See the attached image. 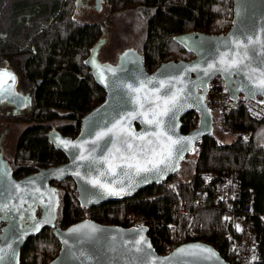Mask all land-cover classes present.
Instances as JSON below:
<instances>
[{
  "label": "trees",
  "instance_id": "obj_1",
  "mask_svg": "<svg viewBox=\"0 0 264 264\" xmlns=\"http://www.w3.org/2000/svg\"><path fill=\"white\" fill-rule=\"evenodd\" d=\"M104 1L113 13L135 11L142 21L139 43L133 47L143 54L148 71L164 61L192 58L174 36L187 31L226 32L234 7V0ZM77 5V0H0V60H21L33 104L32 111L22 116H0L26 123L15 135L14 153L7 156L17 176L63 162L66 155L49 142L46 133L56 127L66 135H76L82 116L105 97V90L85 64L91 49L104 36V24L78 19ZM232 116L236 134L221 138L214 122V134L198 142L175 174L131 197L86 207L79 202L71 177L56 182L57 224L66 227L89 217L131 225V210L145 215L159 248L176 228L180 243L202 240L232 264H264V117L255 119L243 107L235 109ZM198 123L199 113L191 111L183 118L182 131H190ZM226 181L240 188L237 209L253 194L257 244L245 261L236 258L239 232L222 209L220 192ZM179 203L186 213L174 218ZM59 249L53 229L44 227L23 244L19 264H46Z\"/></svg>",
  "mask_w": 264,
  "mask_h": 264
},
{
  "label": "water",
  "instance_id": "obj_2",
  "mask_svg": "<svg viewBox=\"0 0 264 264\" xmlns=\"http://www.w3.org/2000/svg\"><path fill=\"white\" fill-rule=\"evenodd\" d=\"M103 1L104 0H95V7L98 10L101 9ZM245 36L264 38V0H234L233 18L231 25L226 32L207 33L203 31H187L176 34L174 36V40L183 48H185V50L191 52L193 57L190 59H172L164 61L153 71H148L143 54L134 47H128L121 51L119 53L117 62L101 60L99 57L100 49L101 46L106 42V38H101L91 49L89 56L85 60V62L90 61L94 57L96 63L101 65V68L97 69L91 63L85 64L90 68V72L97 84L105 90V97L103 101L92 107L82 116L78 133L75 136L66 135L56 127H52L46 133L49 142L52 143L57 149L63 151L67 157V161L57 165L39 167L36 172H32L17 178L14 176L13 168L8 162V159L4 157L3 151L0 152V162H2L0 163V170H7V175H0V203L7 204L11 208V211H8L7 213L0 212V221L6 222L0 228V247L7 249V245L11 243L15 249V257L13 258L10 254L11 250H8L9 256L6 258L3 264H19L21 248L23 244L30 236L36 235L44 227H51L53 229L54 235L60 241L59 252L46 264H82L81 260L76 258L78 256V250L85 251L86 255L88 256V260L84 261V264H129V262H132V264H139L138 261L133 259L139 254L135 253L134 249L130 253L125 249L131 247L133 238L139 239L140 236L145 237L147 242L151 244L154 256L156 257L171 256L176 251V249L189 245H203L215 251L219 258L218 261L203 260L193 257H182L179 258L181 260V264H232L212 244L202 240L181 242L171 251L166 253L161 252L156 247L152 237L150 236V228L148 225L136 226L106 223L87 217L73 222L66 227L60 226L57 224L59 194L57 187L51 184V181H61L64 178L71 177L75 182V189L78 193L77 197L79 202L83 206L91 207L109 200H122L124 198L131 197L134 193L138 192L144 187L154 183L163 182L169 176L175 174L180 167V162L189 154H193L195 152L198 142L204 137L214 134V117L207 103V93L209 82L215 76L220 75L225 79L231 98L235 99L240 94H242L244 97L259 103L264 101V94H261L258 91L255 92V95L249 94V81L246 78L247 74H242L240 76L232 75L231 81H229L226 79L224 74H216L211 76V78H206L203 77L202 73L199 71H189L187 73L184 72V69L192 68L197 65H199L200 68H204L206 67L207 63L213 62L214 58L218 59V50L219 52L227 50L223 43L226 39H235L237 37L244 39ZM194 42L201 43L199 47H196ZM257 52H259V49H257ZM124 53H129V56L125 58ZM104 66H110L111 68L116 69L115 75L109 72L107 67ZM101 72L103 73V78H101ZM10 75L15 77V82L12 83V81L9 79L8 84L4 85V87L10 86L11 91L16 95H0V100L5 99L9 103L15 104L18 108L31 103V93L29 92L22 94L17 89V74L11 72ZM174 76H182L184 78L185 85L192 89L193 95L187 97L183 110H181L177 115L175 134H169L173 135V138H176V136H191L199 132L198 138L193 140L188 146L189 150L182 153V158L177 157V159L173 161L176 170H169L159 179H154L151 177V175H149L148 182H141L139 177L133 176L131 179L135 186L128 195L105 196L102 199H97L95 196H87L88 192H97L99 190L93 188L90 184H86L84 180L78 179L72 174L76 170V165L73 164V155L78 152V150L65 149L62 146H59L57 143H53V137L55 136L62 139L71 140L73 142H90L94 138L93 136L89 135L91 125L94 122L111 126V122L114 119H119L120 116L137 110L134 104L123 102L127 99L125 96L127 89L114 87V83L119 85L121 82H123L125 84H134L138 87L139 81H146L147 79L154 77L155 79L153 84L147 85L148 89H152L158 86L159 81H168ZM254 78H258V76H255ZM201 81H204V83L201 84ZM193 83L199 86L193 87ZM176 87H180V85H175V87L172 88V91H175ZM197 97H203L199 104L196 103ZM188 105L193 106L189 107ZM144 110H147V106ZM191 111H196L199 113V123L190 131L183 132V118ZM163 119L165 124H167L168 118L164 117ZM142 121L143 117L131 120V130L137 134L142 132L151 134L153 131H160L159 129H154L153 126L147 125ZM163 130L167 131V128H164ZM105 147H111V145L109 144L105 146L104 143L101 142L100 149H97L93 155L99 157L101 155V150ZM91 148L92 145L90 143L85 144V154H87ZM77 163L84 165L79 168V171L82 173V175H91L93 177L98 175L97 170H93L90 174L86 173L87 162L77 161ZM106 168L107 165H104L103 167L99 168V171H103ZM58 169L66 170L63 176H59L57 174L56 170ZM118 178L126 180V178L123 176ZM101 179L110 181L112 177H101ZM29 180L33 181V183L28 184ZM14 184H20L21 188L25 190L17 193L13 187ZM125 186H127V182ZM36 188H39L40 193L44 194V203L41 202L40 193H35ZM50 190L55 191L56 200L58 201L54 210L55 219L51 220L50 223L43 225L39 231H27V234L23 235L22 239H17V236H19L20 232L28 229L32 222L30 224L23 225L19 221L16 212L18 210L21 212L29 210V215H33V209L40 207L41 214L36 219H43L47 214L45 205L48 200V193ZM33 194L35 195V199L33 198ZM86 199L90 202L85 203ZM22 202L23 207H20ZM85 222L95 225L102 231L97 233L96 238L80 243L69 234V229L77 225L84 224ZM12 225H16L19 231L14 232ZM141 227L145 229V231L137 234L134 230ZM113 237L115 239H113ZM65 240L68 241L67 245L64 243ZM110 247H114L116 251H108ZM149 260H151V257Z\"/></svg>",
  "mask_w": 264,
  "mask_h": 264
},
{
  "label": "snow or ice",
  "instance_id": "obj_3",
  "mask_svg": "<svg viewBox=\"0 0 264 264\" xmlns=\"http://www.w3.org/2000/svg\"><path fill=\"white\" fill-rule=\"evenodd\" d=\"M194 43L196 47H199L201 42ZM223 43L227 50L223 52H219L218 50V59L214 58L213 62L207 63L204 68H200L197 65L184 69V72L199 71L206 78H211V76L216 74H224L229 81H231L232 75L240 76L247 74L249 94L255 95L256 91L264 94V38L245 36L244 39H240L239 37L226 39ZM257 49H259V52H257ZM128 56L129 53H124L125 58ZM85 63H91L97 69L101 68V65L96 63L94 57ZM104 67H107V70L115 75L116 69L110 66ZM100 75L103 78L102 72ZM255 76H258V78H254ZM9 79L12 83L15 82L14 76H11L6 70L0 69V95H16L11 91L10 86L4 87V85L8 84ZM154 79L153 77L146 81H139L138 87L134 84H125L123 82L119 85L114 83V87L127 89L125 93L127 99L123 102L134 104L137 110L128 112L120 116L119 119H114L111 122V126L94 122L89 132V135L94 138L90 142H73L53 137V143H57L65 149L78 150L73 155V164L76 165V170L72 174L99 190L97 192H88L87 196H95L97 199H102L105 196L128 195L135 186L131 179L133 176L139 177L141 182H148L149 175L154 179H159L169 170L175 171L176 168L173 161L177 157L182 158V153L189 150L188 146L193 140L198 138L199 132L191 136H176V138H173L177 115L183 110L187 97L193 95L192 89L185 85L184 78L182 76H174L168 81L161 80L158 82L157 87L148 89L147 85L153 84ZM203 83L204 81H201V84ZM175 85H180V87H176L175 91H172ZM197 86L199 85L193 83V87ZM202 99L203 97H197L196 103L199 104ZM146 106L147 110L145 111ZM188 106L191 107L193 105ZM140 117H143V123L153 126L154 129H159L160 131H153L151 134L147 132L137 134L132 131L130 128L131 120ZM164 117L168 118L167 124H165ZM164 128H167V131H164ZM169 133H173V135ZM101 142L105 146L110 144L111 147H105L101 150V155L96 157L93 153L97 149H100ZM87 143H90L92 148L85 154V144ZM77 161L87 162V174H90L93 170H97L98 175L95 177L82 175L79 168L84 165L78 164ZM104 165H107V168L99 171V168ZM56 171L59 176H63L66 170L58 169ZM0 175H7V170H0ZM120 176L125 177L126 180L119 179L118 177ZM101 177H112V179L110 181L102 180ZM126 182L127 186H125ZM32 183L33 181H28V184ZM13 187L17 193L25 190L21 188L20 184H14ZM35 193H40V189L36 188ZM43 196L44 194L40 193L42 203H44ZM33 198L35 199L34 194ZM87 202L90 201L86 199L85 203ZM57 203L55 191L50 190L45 205L46 216L40 220H37L34 216H29L28 220L32 221L30 227L20 232L17 239H22L23 235L27 234V231H39L43 225L54 220V210ZM20 207H23V202L20 204ZM8 211H11L9 205L0 203V212L7 213ZM12 228L14 232L19 231L16 225H12ZM236 228L237 230H242L239 225H236ZM101 231L95 225L85 222L69 229V234L78 242L83 243L96 238L97 233ZM134 231L139 234L145 231V229L141 227ZM113 239L115 238L113 237ZM64 243L67 245L68 241L65 240ZM133 249L135 253L139 254L133 258L139 264H174V261L175 264H181L179 258L182 257L216 261L219 259L214 250L203 245H189L176 249L171 256L156 257L154 256L151 244L143 236H140L139 239L133 238L131 247L125 250L130 253ZM8 250H11V256L15 257V249L11 243L7 245V249L0 247V264H3L9 256ZM108 251H116V249L110 247ZM150 257L151 260H149ZM76 258L80 259L82 264L88 260V256L83 250H78ZM129 264H132V262H129Z\"/></svg>",
  "mask_w": 264,
  "mask_h": 264
},
{
  "label": "built area",
  "instance_id": "obj_4",
  "mask_svg": "<svg viewBox=\"0 0 264 264\" xmlns=\"http://www.w3.org/2000/svg\"><path fill=\"white\" fill-rule=\"evenodd\" d=\"M5 63L9 65L8 58H4L0 61V65ZM207 103L213 113L217 129L229 134H236L238 132L234 117L232 116L233 111L237 108H245L249 115L255 119L264 117V103H259L244 97L242 94L235 99L231 98L226 81L220 75L215 76L209 82ZM244 136L245 138H249V134L247 133H245ZM239 195L240 188L236 183L226 181L221 186L220 198L222 199V209L230 217L232 226L237 230L236 225H239L242 229L237 230L239 236L236 239V258L239 261H245L249 258L257 244L253 220L254 202L253 194H251L244 206L237 209ZM184 213H186L184 205L182 203L177 204L174 218ZM128 216L131 225L149 226L148 220L144 214L129 210ZM150 236L152 237L151 230ZM152 240L156 247L159 250L162 249L163 251H160L165 253L171 251L180 244L176 228L173 229L170 240H163L162 244H159L161 248L158 247L153 237Z\"/></svg>",
  "mask_w": 264,
  "mask_h": 264
},
{
  "label": "rangeland",
  "instance_id": "obj_5",
  "mask_svg": "<svg viewBox=\"0 0 264 264\" xmlns=\"http://www.w3.org/2000/svg\"><path fill=\"white\" fill-rule=\"evenodd\" d=\"M77 4L75 16L78 19L82 21H99L104 24L105 32L103 38H106V42L100 49L101 60L113 62L122 50L139 43L138 40L140 39L143 25L142 21L136 16L135 11L113 13L110 10L109 3L106 1L102 2L100 10L95 7V0H79V2L77 0ZM8 62L7 72L10 74L11 72L15 73L17 71L20 81L22 83L24 82L26 92L29 93L31 87L28 85L21 69V60L8 58ZM20 87L23 88V85L20 84ZM31 105V103H28L30 108L32 107ZM2 113L5 114L7 112L3 111ZM5 126L9 127L6 136L5 153L7 156H12L14 153L15 135L25 128L26 123L20 122L19 120H7L1 127L3 128ZM217 131L220 134L229 136L228 138H231L230 135H233L219 130ZM221 138H224V136L221 135Z\"/></svg>",
  "mask_w": 264,
  "mask_h": 264
},
{
  "label": "flooded vegetation",
  "instance_id": "obj_6",
  "mask_svg": "<svg viewBox=\"0 0 264 264\" xmlns=\"http://www.w3.org/2000/svg\"><path fill=\"white\" fill-rule=\"evenodd\" d=\"M17 78H18V82H17V89H18V91L20 93H22V94L28 93V92H26V88L24 87V82L22 83V81H20V78L18 76H17ZM20 84L23 85V88L20 87ZM31 104H32V102H31ZM31 106L32 107L30 108V106H28V104H26V105L22 106L21 108H18L15 104L9 103L5 99H1L0 100V116H2V117L3 116H7V115H14V116L21 115L22 116V115L27 114V113H30L32 111L33 104ZM3 111H6L7 113L3 114L2 113ZM5 121H7V120L0 118V152L3 151V155L7 159V155L5 153V144H6V136L8 134V130H9L8 128L9 127H7V126H5L3 128L1 127L2 124H4ZM71 136H73V135H71ZM65 161H67V157H66V159L63 162H65ZM63 162H60L58 164H61ZM54 165H57V164H54ZM37 170H38V168L37 169H34L33 171H31L29 173L36 172ZM13 173H14V176L17 177V178L24 176V175L17 176L15 174V172H14V169H13ZM56 182H59V181L53 180V181H51V184H53V185L56 186ZM33 212H34L33 215H29V210H25V211H22V212L18 210L16 212V214L18 216L19 221L23 225H25V224H30L32 222V221L28 220V217L29 216H34L35 218H37L38 216H40V214H41V208L38 207L36 209H33ZM5 223H6L5 221H0V228Z\"/></svg>",
  "mask_w": 264,
  "mask_h": 264
},
{
  "label": "bare ground",
  "instance_id": "obj_7",
  "mask_svg": "<svg viewBox=\"0 0 264 264\" xmlns=\"http://www.w3.org/2000/svg\"><path fill=\"white\" fill-rule=\"evenodd\" d=\"M1 66V69H3V70H8V65H7V63H5V64H2V65H0Z\"/></svg>",
  "mask_w": 264,
  "mask_h": 264
},
{
  "label": "crops",
  "instance_id": "obj_8",
  "mask_svg": "<svg viewBox=\"0 0 264 264\" xmlns=\"http://www.w3.org/2000/svg\"><path fill=\"white\" fill-rule=\"evenodd\" d=\"M0 69H1V67H0ZM16 72V71H15ZM17 76H19V74H17ZM221 135H223L224 136V138H228L229 136H227V135H224V134H220V137H221ZM223 138V139H224Z\"/></svg>",
  "mask_w": 264,
  "mask_h": 264
}]
</instances>
